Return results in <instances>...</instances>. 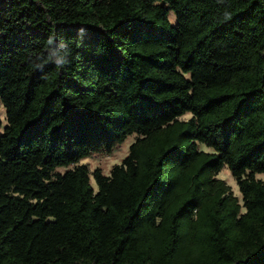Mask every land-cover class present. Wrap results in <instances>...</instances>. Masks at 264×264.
Masks as SVG:
<instances>
[{"label": "trees", "instance_id": "obj_1", "mask_svg": "<svg viewBox=\"0 0 264 264\" xmlns=\"http://www.w3.org/2000/svg\"><path fill=\"white\" fill-rule=\"evenodd\" d=\"M2 108L0 264H264V0H0Z\"/></svg>", "mask_w": 264, "mask_h": 264}, {"label": "rangeland", "instance_id": "obj_2", "mask_svg": "<svg viewBox=\"0 0 264 264\" xmlns=\"http://www.w3.org/2000/svg\"><path fill=\"white\" fill-rule=\"evenodd\" d=\"M169 19L171 23L175 24L176 19L173 13H170ZM0 117L3 120V124H6V117H5V110L2 108L0 111ZM191 114H186L182 117H180V120H188L190 119ZM138 136L136 134H132L129 137L126 138V140L120 144L117 145L113 151L109 154L107 153H99V154H93L92 156L85 158L81 160L78 165H87L89 168V171L92 173L95 169H100L105 175H110L111 170L115 165H119L122 163L123 159L128 155L129 153V147L130 145L136 140ZM198 149L205 151V152H213L211 148H207L206 146L199 144ZM74 166L69 167H63L57 169L59 172L64 173L65 171L72 169ZM217 178L223 180L232 190L233 194L238 197L239 202L242 204V197L241 193L239 192V188L237 186V183L234 179V177L231 175L229 169L225 166L217 175ZM256 178L264 180V174H257ZM91 182L92 185L95 187V183L93 180V177L91 176ZM243 210V209H242Z\"/></svg>", "mask_w": 264, "mask_h": 264}]
</instances>
